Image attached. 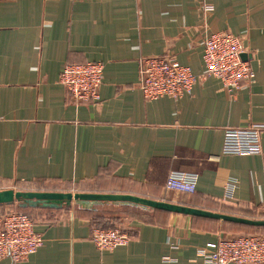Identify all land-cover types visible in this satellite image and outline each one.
Returning <instances> with one entry per match:
<instances>
[{"label":"crops","instance_id":"crops-1","mask_svg":"<svg viewBox=\"0 0 264 264\" xmlns=\"http://www.w3.org/2000/svg\"><path fill=\"white\" fill-rule=\"evenodd\" d=\"M221 30L241 37L251 82L229 92L209 76L179 99L144 98L142 58L174 57L201 74L203 40ZM87 61L103 64L95 102L75 101L58 81L65 63ZM263 121L264 0H0V190L128 193L264 221V130L260 152H222L226 128ZM171 171L196 174L195 191L166 190ZM111 205L118 215L106 218L131 236L111 250L91 239L95 207L0 205L26 208L43 237L26 260L0 264H214L197 249L221 234L264 233Z\"/></svg>","mask_w":264,"mask_h":264},{"label":"built area","instance_id":"built-area-1","mask_svg":"<svg viewBox=\"0 0 264 264\" xmlns=\"http://www.w3.org/2000/svg\"><path fill=\"white\" fill-rule=\"evenodd\" d=\"M246 50L241 37L228 31H214L205 36L201 58L204 71L196 75L186 65L170 56H148L139 65V84L145 99L162 96L179 99L203 77L219 79L224 89L237 91L254 77L250 62L241 57ZM103 64L97 61L65 63L58 81L75 101H97L102 80ZM264 121L241 128L225 129L222 152L248 155L260 152L259 135ZM166 190L192 193L196 189V174L171 171L165 180ZM34 218L27 213L8 208L0 213V257L23 261L43 243L34 230ZM91 239L99 250H111L126 244L131 236L120 225L94 227ZM198 254L214 264H264V234L218 235L214 243L197 249Z\"/></svg>","mask_w":264,"mask_h":264},{"label":"water","instance_id":"water-1","mask_svg":"<svg viewBox=\"0 0 264 264\" xmlns=\"http://www.w3.org/2000/svg\"><path fill=\"white\" fill-rule=\"evenodd\" d=\"M245 53L241 57L245 59ZM16 202L20 207L40 206L51 208H70L73 204L82 209H94L103 204H130L144 208L159 209L168 212L182 213L195 216H207L223 221L236 223L264 225V221H252L245 218L223 213L209 212L203 209L187 207L178 203L151 199L128 193H92V192H60V191H14L0 190V205Z\"/></svg>","mask_w":264,"mask_h":264},{"label":"rangeland","instance_id":"rangeland-1","mask_svg":"<svg viewBox=\"0 0 264 264\" xmlns=\"http://www.w3.org/2000/svg\"><path fill=\"white\" fill-rule=\"evenodd\" d=\"M72 207V208H71ZM95 209H97V211L96 212H94V214H91V213H88V215L89 214H91L92 216L93 215H106V213H113L114 215H118L117 213L119 212V210L115 207V206H113V205H111V204H101V205H99L97 208H95ZM24 210H26L27 211V209L25 208ZM71 210V212H77V211H80L79 209H78V207H76L74 204L72 205V206H70V208H68L67 209V211H70ZM18 211H21V212H24V211H22V210H18ZM121 212V211H120ZM26 213V212H25ZM97 213V214H96ZM117 224V223H116ZM244 234H248V233H245L244 232ZM251 234H264V233H251ZM232 235V234H231Z\"/></svg>","mask_w":264,"mask_h":264},{"label":"trees","instance_id":"trees-1","mask_svg":"<svg viewBox=\"0 0 264 264\" xmlns=\"http://www.w3.org/2000/svg\"><path fill=\"white\" fill-rule=\"evenodd\" d=\"M15 209L16 210H22V211L27 213V211L24 210V208L15 207ZM111 218H113V217H110L108 219V218H106V215H93L91 220H93V222L96 226L98 225L97 227H102L100 224L104 223L105 225L103 226V228H107V227H113L116 224V223L112 224Z\"/></svg>","mask_w":264,"mask_h":264}]
</instances>
